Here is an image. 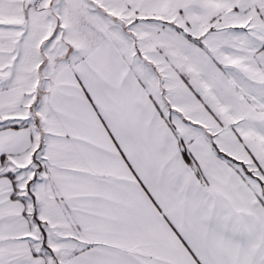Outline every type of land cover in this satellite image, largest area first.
<instances>
[{
  "label": "snow or ice",
  "instance_id": "snow-or-ice-1",
  "mask_svg": "<svg viewBox=\"0 0 264 264\" xmlns=\"http://www.w3.org/2000/svg\"><path fill=\"white\" fill-rule=\"evenodd\" d=\"M0 264H264V0H0Z\"/></svg>",
  "mask_w": 264,
  "mask_h": 264
}]
</instances>
